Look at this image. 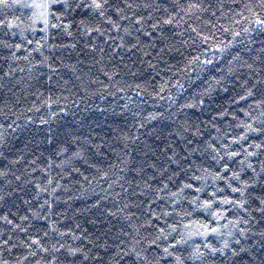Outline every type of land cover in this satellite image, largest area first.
Returning <instances> with one entry per match:
<instances>
[{"label":"trees","instance_id":"obj_1","mask_svg":"<svg viewBox=\"0 0 264 264\" xmlns=\"http://www.w3.org/2000/svg\"><path fill=\"white\" fill-rule=\"evenodd\" d=\"M32 2L0 5V264H140L125 255L134 246L153 264H175L176 256L183 264H264V219L256 211L264 179L248 190L247 213L224 206L227 220L249 219L243 236L196 235L200 224H216L190 203L213 192L217 200L240 199L215 173L240 172L252 183L241 161L257 171L264 162V147H249L264 143V132L241 127L260 128L264 112V28L236 15L247 16L243 6L256 0H107L118 30L92 9L65 12L59 4L45 24L39 9L24 6ZM89 25L103 34L87 33ZM248 89L254 95L241 99ZM241 135L247 139L232 142ZM209 143L240 155L217 163ZM244 150L257 154L246 158ZM165 184L158 199L153 193ZM184 184L192 188L172 198ZM182 237L186 243L176 244ZM224 240L231 247L223 255L204 247ZM173 244V255L163 257ZM197 247L201 259L192 255Z\"/></svg>","mask_w":264,"mask_h":264},{"label":"snow or ice","instance_id":"obj_2","mask_svg":"<svg viewBox=\"0 0 264 264\" xmlns=\"http://www.w3.org/2000/svg\"><path fill=\"white\" fill-rule=\"evenodd\" d=\"M59 4L64 10L65 12H67L68 10L72 9L74 10V8H88V9H92L93 11H95L96 13H98L99 17L101 18V20L103 21V23L109 24L111 25L113 28H116L117 30L119 29L120 25L117 21L111 19L110 17L107 16L106 14V6H107V0H90V2H84V0H80V2L75 3V5L73 6V4L70 2V0H33V2L31 4L28 5H24L25 7L31 8V9H39L40 10V16L42 18H44V23L48 24V17L49 16H55V13L51 11V9L53 8L54 5ZM0 5H3L4 7H8V0H0ZM126 7L131 8L132 5L131 4H127ZM189 9H198L201 7L200 4H190ZM223 7V6H221ZM122 9H117V14L119 16L120 19H127L128 17L122 14ZM243 12H246L248 15L244 16L243 13H236V15L241 16L243 19H245L248 23H255L256 25L260 26L261 28H264V0H256L255 3H249V4H245L243 6ZM56 19L59 21V17H56ZM85 22L82 20L81 24H84ZM135 23L140 24L142 23V18H138ZM165 24H171L173 23V18L169 17L167 20L164 21ZM60 24L57 23L55 25H52V27H59ZM9 27H11V25H9ZM153 29H155L157 27L156 24L152 25ZM85 31L87 33H91V32H97L100 34H103V32L101 31V27L100 26H86ZM193 31H195V29H193ZM245 31H247V29H245ZM125 32L128 35H131L130 32H128L127 29H125ZM146 35H149V33H145ZM67 35H71V32H67ZM234 36H238L239 33H233ZM203 39L205 41H207L208 37H203ZM5 47H12V45H8L5 44ZM123 45H121L122 47ZM136 45H133V47H135ZM15 47L17 49L20 48V45L17 44L15 45ZM249 67H251L249 65ZM253 87H255V85H253ZM254 93L252 92L251 89L247 90V95L246 96H242L241 99H247V97H251L253 96ZM200 103H203V101H201ZM259 106L264 107V99H261L258 102ZM246 115H250L248 113H246ZM260 116L262 117V119H260V124L261 127L260 128H256L253 126V123H246V124H242L241 127L245 128L246 132H264V112L260 113ZM247 139V135H241L239 137L238 140H233V143H238L239 140H246ZM208 149H210L213 153H215V155L213 156V159L217 161V163L223 161L225 159V156H227V158L229 160L237 157L240 155V153L237 152H230L228 151L227 147L221 146L220 148H217L215 145L209 143L207 145ZM250 148H256L259 149L261 147H264V143L261 144H256V145H249ZM221 152H223V155H221ZM257 153L255 151H247L244 150V155L245 157H251L256 155ZM241 165L242 167H246L248 169H251L253 172V177H250L249 179L252 181V183H250L247 180H242L241 179V175L240 172H236L233 171L231 172L230 176H224L221 175V173L219 171H217L215 173V179L217 180H226L227 181V187L231 189V191L233 193H239L240 194V199H231L229 197H222L219 198L217 200L216 198V193L213 192L211 193V199L208 200H204V201H200L198 198H194L190 203L193 205V210L196 209H203L206 212H209L212 216V220L215 222L216 226L213 227L211 226L212 222H209L207 224H200V229H202V231L200 229H198L196 231V235H201V236H205L207 237L209 234L215 235V236H222L223 233V229H228V235L232 236L234 234V232H238L241 236H243L245 234V232L247 231L246 228L241 227V225H248L249 224V219H244L243 217H237L234 221L232 220H227V216L225 215V213L228 211V208H225V205H228L230 207H235L238 208L242 211H244L245 213H247L249 211L248 208V190L250 188L253 187V184L258 182L261 179H264V162H261V166L259 168V170L257 171L256 168L253 167V165L250 162H247V160H242L241 161ZM205 172H207L208 170L205 169ZM223 171L225 173H227L229 171L228 165L225 163L223 165ZM195 179L199 180L201 179V177L197 176L194 177ZM170 179V178H169ZM232 181H236L240 186L239 187H234L233 184L231 183ZM51 180L48 181L49 184H51ZM147 184V182H145ZM148 188H151V185L148 184L147 185ZM167 188V185H163V187L156 189L153 193V195H156V197L159 199L161 197L158 196L159 192H163L165 189ZM185 188H192L191 184H184L182 187H180L178 189L177 192H172L170 193V196L172 198L177 197L179 194H181ZM44 191H47V189H43ZM196 192H200L202 191V189L200 188H196L195 189ZM222 191V190H220ZM139 196H144L145 195V191L143 189H141L138 193ZM256 199L259 201V207L256 209V211L260 212L261 214V219H264V196H258L256 197ZM175 202V201H174ZM47 203V202H45ZM216 208L215 211H213V208ZM118 211H124V209H118ZM164 215H168L167 213H164ZM185 215H191V213L185 212ZM150 216L151 217H155V219H159V216H157L154 212H150ZM5 219H7V217H5ZM222 220L227 221L224 224H221L220 222ZM10 223V221H9ZM146 223L148 225L152 224V219L149 218ZM187 227V226H185ZM175 227H172V231H175ZM164 229L160 228L159 229V233L161 236H163L164 234ZM45 235H47V233H45ZM63 235V234H61ZM259 235L261 237H264V231L260 232ZM165 239H167V237H164ZM157 239H159V237H157ZM33 244L40 246V241L38 239L33 240L32 241ZM137 243H139V241H137ZM181 243H186V241L183 239V237L176 241V244H181ZM236 244H239L240 241L236 240L235 241ZM152 244H156V239L152 240ZM176 244L173 245H169V247H165L163 249V257H168V256H172L173 252L170 251V248H175ZM64 245L61 244L60 248H63ZM204 247L206 249H208V251H210L213 255L216 254L217 252L221 253L222 255L224 254L225 250L229 249L231 247L230 242L228 240H224L222 243V246L220 248H216L213 247L211 245L205 244ZM42 251L48 252L49 249L46 247H42L41 248ZM51 251L53 252H57L59 251V248H57L55 245H53ZM69 253L71 255H75L77 252L81 251L80 249H73V248H69L68 249ZM248 249L245 248H241L240 252H247ZM132 254L136 257L137 261L140 262V264H153L152 261H149L147 257L143 256L141 254V250H138L135 246L132 247L129 252H126L125 255H129ZM240 253L237 252L235 249L232 250V255L233 256H238ZM32 255H35V253H32ZM192 255L196 258V259H201L203 258L206 253L202 252L200 250L199 247H197L196 249H194ZM116 256H119V253H116ZM162 257V258H163ZM85 259H87V256H85ZM115 264H119L118 261L115 262ZM155 264H159V261H156ZM175 264H183V260L179 257L176 256L175 257Z\"/></svg>","mask_w":264,"mask_h":264}]
</instances>
